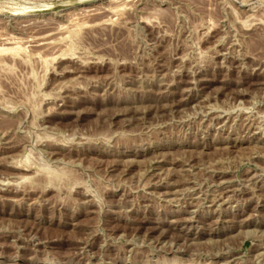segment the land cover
Masks as SVG:
<instances>
[{
  "label": "rangeland",
  "instance_id": "1",
  "mask_svg": "<svg viewBox=\"0 0 264 264\" xmlns=\"http://www.w3.org/2000/svg\"><path fill=\"white\" fill-rule=\"evenodd\" d=\"M0 264H264V0H0Z\"/></svg>",
  "mask_w": 264,
  "mask_h": 264
},
{
  "label": "bare ground",
  "instance_id": "2",
  "mask_svg": "<svg viewBox=\"0 0 264 264\" xmlns=\"http://www.w3.org/2000/svg\"><path fill=\"white\" fill-rule=\"evenodd\" d=\"M50 137H51V136H50ZM18 164H19V163H18ZM41 167H42V166H41ZM15 168H21V167L18 166V167H15ZM22 169H24V168H22ZM24 170H25V169H24ZM45 172H46V171H45ZM19 177H20V176H19ZM19 180H22V181H23V180H27V181H28V179L26 178V176L23 177V175H22V178H21V177L19 178ZM7 181H8V180H7ZM25 182H26V181H25ZM34 182H35V181H34ZM1 183H2V182H1ZM22 183H23V182H22ZM36 183H37V182H36ZM9 184H10V183H9ZM15 185H16V184H15ZM24 185H25V184H24ZM1 187H2V186H1ZM12 187H13V186H12Z\"/></svg>",
  "mask_w": 264,
  "mask_h": 264
}]
</instances>
